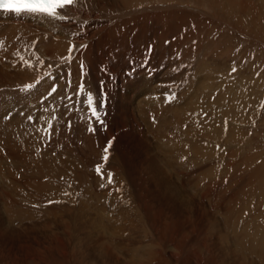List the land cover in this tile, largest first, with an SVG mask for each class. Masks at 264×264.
Returning a JSON list of instances; mask_svg holds the SVG:
<instances>
[{"label": "rangeland", "instance_id": "1", "mask_svg": "<svg viewBox=\"0 0 264 264\" xmlns=\"http://www.w3.org/2000/svg\"><path fill=\"white\" fill-rule=\"evenodd\" d=\"M123 1L83 63H0V264H261L264 0Z\"/></svg>", "mask_w": 264, "mask_h": 264}, {"label": "bare ground", "instance_id": "2", "mask_svg": "<svg viewBox=\"0 0 264 264\" xmlns=\"http://www.w3.org/2000/svg\"><path fill=\"white\" fill-rule=\"evenodd\" d=\"M120 1H123V0H77V3L75 5L70 6L61 12V15H65L68 17L67 19H53L50 17H46L42 15H33V14H21L20 16H17L14 13H4L0 11V63L4 61L22 63L26 61L29 62V60L30 61H40V62L41 60L45 61L49 59L65 60L69 55L70 48H73V45L71 46L70 44L71 40H74V42L80 46V48H75L76 49L75 51L72 50V53H71L72 60H76L75 62L77 63L79 62L83 63V60L85 61V57L81 52L86 48V46L88 47L90 46L88 45L89 42L91 43L92 40H96V36H98V34H103V36L106 39L108 37H111V34L113 33L112 32V28H113L112 25L114 23L113 20L115 19L117 15L115 14L117 13L116 12L117 8L120 7V4H119ZM154 8L156 7L153 6L152 8H149V7L145 8L144 6V8H141L140 10L136 9L133 11L125 7L124 9L126 10H123L122 12H120V14L121 16L129 17L134 12L141 11V10L143 11L145 9H149L151 11ZM77 26L83 28V31L81 33L75 32V31L73 32L74 28H76ZM128 28H126V30ZM65 30L70 31V32L72 31V33L67 32ZM126 43H128V41ZM82 45L84 47H81ZM104 46L105 45H103V47ZM88 49L89 50L94 49L95 52L97 51V48H91V46ZM122 56L123 55H121V57ZM97 57H100V56H97ZM103 59H104L103 57L98 58L100 62ZM77 60H79V62ZM110 70L113 71V68H111ZM113 74L115 75L114 72H112V75ZM117 77H118V74H117ZM117 92H119V89H117ZM188 211L189 210L187 209V212ZM66 226H68V224H66ZM62 243L64 244L62 245H63V252L65 253L66 252L65 242H62ZM244 243L242 242V244L240 245L241 248H244L247 246V242L244 241ZM254 244L257 246L258 251H260L261 254H263L264 248L263 247L261 248L262 245H260V242H258L257 240H254ZM113 245H114L113 243L109 244L107 240H104L101 243L102 250H104L105 253L109 252L106 254L104 253L103 257L106 258L103 261L104 264H111L112 262L114 264L118 263L119 256L117 255L116 249L119 248L118 247L119 245L118 246L116 245V247ZM93 255H94L93 258H95V260L97 261V262L95 261V263L98 264L100 262V258L98 257L99 255H103V254L99 253L97 257L95 256V254ZM50 258L53 260L55 259L59 260L61 258L65 259V257L63 255L60 256L59 253L52 254V257H49V256L39 257L36 254H33V255H26L25 264H29V262L30 263L32 262L33 264H43V263H46V259L50 260ZM258 263L264 264V256L258 259ZM125 264H128V263L125 262Z\"/></svg>", "mask_w": 264, "mask_h": 264}, {"label": "snow or ice", "instance_id": "3", "mask_svg": "<svg viewBox=\"0 0 264 264\" xmlns=\"http://www.w3.org/2000/svg\"><path fill=\"white\" fill-rule=\"evenodd\" d=\"M77 3V0H0V11L4 13H14L17 16L21 14H33V15H42L46 17H50L53 19H67L68 17L65 15H61V12ZM81 47H84L83 45ZM74 48V46H73ZM70 48L69 55L66 58L67 60L72 59V50ZM83 67V65H81ZM33 85H26V88H31ZM52 92L56 91V87L54 86L51 89ZM88 103L91 106L93 104L92 98L89 95ZM92 114L99 118V114L97 113L96 108L92 107ZM31 119V117H30ZM111 147V142L105 147L104 152V160L108 159V150ZM97 172L101 174L103 178V173L101 172V165H97ZM109 183L112 182L111 174L108 176Z\"/></svg>", "mask_w": 264, "mask_h": 264}]
</instances>
